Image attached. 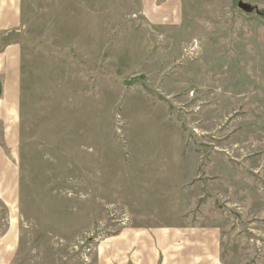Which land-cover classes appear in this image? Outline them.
Listing matches in <instances>:
<instances>
[{"label":"rangeland","instance_id":"1","mask_svg":"<svg viewBox=\"0 0 264 264\" xmlns=\"http://www.w3.org/2000/svg\"><path fill=\"white\" fill-rule=\"evenodd\" d=\"M17 7L0 264H264V0Z\"/></svg>","mask_w":264,"mask_h":264},{"label":"crops","instance_id":"2","mask_svg":"<svg viewBox=\"0 0 264 264\" xmlns=\"http://www.w3.org/2000/svg\"><path fill=\"white\" fill-rule=\"evenodd\" d=\"M18 0H0V32L11 31L19 23V13L17 7ZM18 54L19 49L17 45L10 43L5 45L0 50V73H2V82H6L8 79H12L16 74L18 66ZM4 76V77H3ZM3 100H0V115L3 117L7 114L16 112L15 98L17 93L7 92L1 85ZM2 99V98H1ZM6 99H9L8 102ZM14 114L10 115L11 117ZM9 129H14V122L11 119ZM6 128V129H7ZM10 136V135H9ZM14 177L15 167L12 160L7 159L5 152L0 149V179L5 180V185L0 189V193H4L9 201H13L14 195Z\"/></svg>","mask_w":264,"mask_h":264},{"label":"water","instance_id":"3","mask_svg":"<svg viewBox=\"0 0 264 264\" xmlns=\"http://www.w3.org/2000/svg\"><path fill=\"white\" fill-rule=\"evenodd\" d=\"M244 6H246V5H244Z\"/></svg>","mask_w":264,"mask_h":264}]
</instances>
